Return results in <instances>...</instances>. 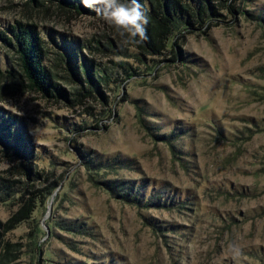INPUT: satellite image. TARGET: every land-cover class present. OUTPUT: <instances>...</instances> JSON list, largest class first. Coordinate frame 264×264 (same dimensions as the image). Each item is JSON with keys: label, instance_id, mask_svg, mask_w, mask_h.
<instances>
[{"label": "rangeland", "instance_id": "374dc122", "mask_svg": "<svg viewBox=\"0 0 264 264\" xmlns=\"http://www.w3.org/2000/svg\"><path fill=\"white\" fill-rule=\"evenodd\" d=\"M235 10L155 53L63 0H0L54 84L0 38V264H264V0Z\"/></svg>", "mask_w": 264, "mask_h": 264}, {"label": "trees", "instance_id": "16d2710c", "mask_svg": "<svg viewBox=\"0 0 264 264\" xmlns=\"http://www.w3.org/2000/svg\"><path fill=\"white\" fill-rule=\"evenodd\" d=\"M230 1L232 0H138L149 23L146 26L147 39L133 45L140 50L151 49L155 53L168 51V47L173 50L176 44L172 38L176 35H181L189 28H203L210 18H222L219 11L228 10L234 13L236 0L233 4ZM63 3L77 11H87L97 15L96 12L84 7L82 0H63ZM214 3L216 6H213ZM12 33V38H7L4 33H0V38L5 44H13L15 47L22 71L30 82L29 86L49 94L54 84L43 63L45 53L43 39L36 32L34 25L25 26L18 23L17 27L12 28ZM86 74L91 78L89 71H86ZM0 138L7 146H14V143L18 142L17 133H13L10 124L3 119L0 122ZM105 185H109L110 188L118 187L116 182H107ZM43 199H45L44 195ZM38 203L35 213L42 206L41 200Z\"/></svg>", "mask_w": 264, "mask_h": 264}, {"label": "clouds", "instance_id": "9594fccd", "mask_svg": "<svg viewBox=\"0 0 264 264\" xmlns=\"http://www.w3.org/2000/svg\"><path fill=\"white\" fill-rule=\"evenodd\" d=\"M82 3L124 37L125 43L137 44L147 39L149 19L138 0H82Z\"/></svg>", "mask_w": 264, "mask_h": 264}]
</instances>
